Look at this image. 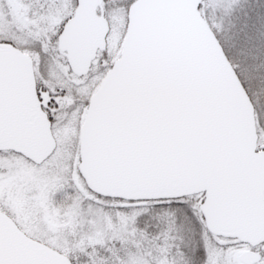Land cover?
Masks as SVG:
<instances>
[{
	"label": "snow or ice",
	"instance_id": "6c2138e0",
	"mask_svg": "<svg viewBox=\"0 0 264 264\" xmlns=\"http://www.w3.org/2000/svg\"><path fill=\"white\" fill-rule=\"evenodd\" d=\"M0 264H264V0H0Z\"/></svg>",
	"mask_w": 264,
	"mask_h": 264
}]
</instances>
